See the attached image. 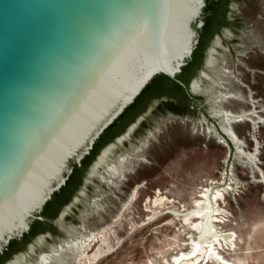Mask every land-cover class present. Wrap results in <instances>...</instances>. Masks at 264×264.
I'll list each match as a JSON object with an SVG mask.
<instances>
[{"label":"rangeland","instance_id":"obj_1","mask_svg":"<svg viewBox=\"0 0 264 264\" xmlns=\"http://www.w3.org/2000/svg\"><path fill=\"white\" fill-rule=\"evenodd\" d=\"M227 17L229 26L206 37L190 81L197 109L178 115L170 108L182 106L156 101L95 157L72 201L53 228L46 227L50 232L20 245L3 264H38L42 255L100 232L116 216L115 248L94 264H173L191 252L197 221L187 218L203 193L229 186L218 201V225L234 235L233 246L215 247L220 260L199 264H264V0H230ZM223 111L241 116L232 122L241 145L221 136ZM122 159L130 170L109 182V168ZM103 238L88 256L105 248Z\"/></svg>","mask_w":264,"mask_h":264},{"label":"water","instance_id":"obj_2","mask_svg":"<svg viewBox=\"0 0 264 264\" xmlns=\"http://www.w3.org/2000/svg\"><path fill=\"white\" fill-rule=\"evenodd\" d=\"M206 6L0 0V257L44 221L73 165L82 166L157 77L180 85L197 104L196 84L179 76L198 47Z\"/></svg>","mask_w":264,"mask_h":264},{"label":"trees","instance_id":"obj_3","mask_svg":"<svg viewBox=\"0 0 264 264\" xmlns=\"http://www.w3.org/2000/svg\"><path fill=\"white\" fill-rule=\"evenodd\" d=\"M207 6L204 11V27L199 31L200 39L198 47L193 58L183 69L179 79L186 85H190L193 75L200 68L199 62L204 55L206 48V37L218 34L223 28L230 25L227 13L229 11L230 0H206ZM174 88L177 91H174ZM159 92L165 93L164 96L158 95ZM167 100L166 106H182L183 110L171 109L174 114L185 115L191 110L197 109L195 104L185 93L183 88L169 80L166 77H157L141 94L136 102L129 107L126 112L111 126L96 143L90 156L86 157L82 162V166L73 165V172L70 175L66 185L53 196V199L46 205L41 217L44 221H35L32 224L31 232L21 240L13 241L0 257V264L8 261V259L16 255L20 249V245L28 243L39 235L50 232L46 227L53 228V222L58 219L61 211L72 201L80 187L83 185L86 173L89 170L93 160L102 149L111 144L114 140L121 137L123 133L131 125L144 116L152 105L159 100ZM161 105L160 108H163ZM194 108V109H192ZM145 124V123H144ZM29 240V241H28ZM28 241V242H27Z\"/></svg>","mask_w":264,"mask_h":264},{"label":"bare ground","instance_id":"obj_4","mask_svg":"<svg viewBox=\"0 0 264 264\" xmlns=\"http://www.w3.org/2000/svg\"><path fill=\"white\" fill-rule=\"evenodd\" d=\"M199 9L200 7L194 14L193 18L197 16ZM219 114L220 116L222 114L224 121L227 124L223 129L224 132L237 146L241 145V142L238 141V137L235 135L232 128V122H234L237 118L240 119L241 116L227 111H223V113L219 112ZM239 151L240 153L242 152L240 147ZM254 157V155H249L247 156V159L254 162ZM127 164L128 160L122 159L118 165L111 166L108 173L109 182L113 183L114 180L123 178L125 173L130 170V166ZM227 190H230V186L223 191L220 189L212 191L209 188L203 193L201 201L196 203L195 209L188 214L187 218V221H190L193 218L197 221L193 226L195 236L191 243V252L189 254H182L179 258L174 260L173 264H199L202 260L209 258H214L219 261L220 259L218 256L213 257L215 247L233 246L234 235L231 233L222 234L219 231L218 225V222H221L219 221V215L223 213L219 207L218 201L223 199L224 192ZM134 193L135 190L132 191V196L129 198L130 203L135 198ZM157 202H160V200ZM117 219L119 218L116 216L115 220H113L107 227L102 228L101 231L96 234H89L88 236H85L84 240H78L73 242L71 245L68 244L66 248L60 247V249L54 251L52 254L42 255L38 264H80L81 262V264L96 263L101 257H103V255L107 253L110 254V252H112L115 248L112 236L114 234V226L118 223ZM101 234H104L103 244L105 248L101 249L100 247V250L97 253L93 256H88L87 253L92 244ZM200 237H202V239H200Z\"/></svg>","mask_w":264,"mask_h":264},{"label":"snow or ice","instance_id":"obj_5","mask_svg":"<svg viewBox=\"0 0 264 264\" xmlns=\"http://www.w3.org/2000/svg\"><path fill=\"white\" fill-rule=\"evenodd\" d=\"M261 47H264V44H262ZM158 95H160V96H164L165 93H163V92H159ZM177 131H178V129H177ZM222 191H223V190H222ZM200 239H202V237H200Z\"/></svg>","mask_w":264,"mask_h":264}]
</instances>
